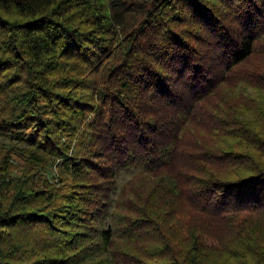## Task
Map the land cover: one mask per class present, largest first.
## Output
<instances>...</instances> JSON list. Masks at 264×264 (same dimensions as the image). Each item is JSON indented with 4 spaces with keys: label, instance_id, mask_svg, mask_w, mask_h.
<instances>
[{
    "label": "trees",
    "instance_id": "16d2710c",
    "mask_svg": "<svg viewBox=\"0 0 264 264\" xmlns=\"http://www.w3.org/2000/svg\"><path fill=\"white\" fill-rule=\"evenodd\" d=\"M1 138L0 264H199L178 202L264 210V0H0Z\"/></svg>",
    "mask_w": 264,
    "mask_h": 264
},
{
    "label": "rangeland",
    "instance_id": "374dc122",
    "mask_svg": "<svg viewBox=\"0 0 264 264\" xmlns=\"http://www.w3.org/2000/svg\"><path fill=\"white\" fill-rule=\"evenodd\" d=\"M258 63H261V59L257 54L239 68L250 71L258 66ZM251 92L256 94L255 89H251ZM10 144L7 139H0V162L3 161L4 156L1 151L9 149L12 146ZM69 153L97 160L88 144L83 146L73 141ZM61 162V158H56L46 169L35 172L31 180L32 189L46 188L48 185L61 186L62 180L66 181L68 178L62 172ZM10 163L12 167L8 175L18 178L22 176V173L24 174L27 164L22 158L13 155ZM138 173L139 169H126L119 173L111 210H114L122 189L133 179H135L133 180L135 184L140 180L137 176ZM131 187L136 188L135 185H131ZM160 204L163 205V202L161 201ZM176 207L179 212L177 215L181 217L180 223H178L179 231L183 229L184 232L195 231L196 234H199V243H201L199 264H236L237 261L239 262L237 258H241L240 256L245 258L242 264H264V210L257 214H247L246 218L242 216L241 218L216 219L197 214L192 208L184 206L182 202H178ZM187 243L192 244V239Z\"/></svg>",
    "mask_w": 264,
    "mask_h": 264
}]
</instances>
